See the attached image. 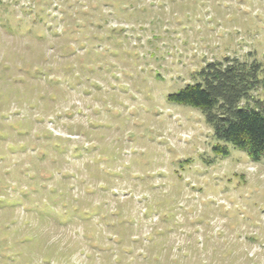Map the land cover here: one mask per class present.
I'll return each mask as SVG.
<instances>
[{"label": "rangeland", "instance_id": "374dc122", "mask_svg": "<svg viewBox=\"0 0 264 264\" xmlns=\"http://www.w3.org/2000/svg\"><path fill=\"white\" fill-rule=\"evenodd\" d=\"M226 57L264 0H0V264H264V158L168 100Z\"/></svg>", "mask_w": 264, "mask_h": 264}, {"label": "trees", "instance_id": "16d2710c", "mask_svg": "<svg viewBox=\"0 0 264 264\" xmlns=\"http://www.w3.org/2000/svg\"><path fill=\"white\" fill-rule=\"evenodd\" d=\"M262 74V76H261ZM199 80L168 96L169 102L199 110L212 128L215 154H230L228 144L254 162L264 158V110L241 105L253 91L264 88V65L226 57L212 61L197 74Z\"/></svg>", "mask_w": 264, "mask_h": 264}, {"label": "bare ground", "instance_id": "6f19581e", "mask_svg": "<svg viewBox=\"0 0 264 264\" xmlns=\"http://www.w3.org/2000/svg\"><path fill=\"white\" fill-rule=\"evenodd\" d=\"M53 221V220H52ZM57 222V221H56ZM59 223V222H58ZM61 224V223H60Z\"/></svg>", "mask_w": 264, "mask_h": 264}]
</instances>
